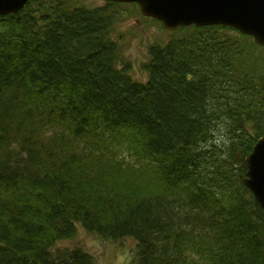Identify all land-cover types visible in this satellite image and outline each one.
Instances as JSON below:
<instances>
[{"label": "trees", "instance_id": "trees-1", "mask_svg": "<svg viewBox=\"0 0 264 264\" xmlns=\"http://www.w3.org/2000/svg\"><path fill=\"white\" fill-rule=\"evenodd\" d=\"M137 11L31 0L0 16V264H97L57 247L78 227L134 240L130 264H264L243 184L264 137V49L180 27L139 82L113 38Z\"/></svg>", "mask_w": 264, "mask_h": 264}, {"label": "water", "instance_id": "water-1", "mask_svg": "<svg viewBox=\"0 0 264 264\" xmlns=\"http://www.w3.org/2000/svg\"><path fill=\"white\" fill-rule=\"evenodd\" d=\"M136 3L140 13L162 23L166 30L210 25L234 28L264 48V0H104ZM30 0H0V16L23 10ZM243 184L264 211V137L245 158Z\"/></svg>", "mask_w": 264, "mask_h": 264}, {"label": "rangeland", "instance_id": "rangeland-1", "mask_svg": "<svg viewBox=\"0 0 264 264\" xmlns=\"http://www.w3.org/2000/svg\"><path fill=\"white\" fill-rule=\"evenodd\" d=\"M92 8L103 5L102 0H82ZM153 21L147 20L139 11L126 17L115 25L114 39L121 42L124 60L130 63L131 77L139 82L147 80L143 65L147 62V50L150 45L164 44L171 33L162 29ZM57 247L70 249L80 247L92 254L97 264H130L136 250L132 239L119 241L102 240L83 228L78 227L76 236L60 242Z\"/></svg>", "mask_w": 264, "mask_h": 264}, {"label": "bare ground", "instance_id": "bare-ground-1", "mask_svg": "<svg viewBox=\"0 0 264 264\" xmlns=\"http://www.w3.org/2000/svg\"><path fill=\"white\" fill-rule=\"evenodd\" d=\"M160 26L162 27L163 30H165V31H167V32H170V33L173 32V31L166 30V29L163 27L162 24H160ZM210 26H216V25H210ZM161 27H160V28H161ZM207 27H208V26H207ZM223 27H224V26H223ZM228 28H229V27H228ZM230 29H234V28H230ZM234 30H235V29H234ZM238 32H239V31H238ZM239 33H240V32H239ZM240 34H241V33H240ZM166 43H167V42H166ZM164 44H165V43H164ZM152 46H153V45H150L149 48L152 47ZM149 48H148V50H149ZM148 50H147V62H148V59H149V51H148ZM147 62H145V63H147ZM143 70L146 72L147 77H148V73H147V71H146L145 69H143ZM259 139H261V138H259ZM259 139H258V141H259ZM258 141H257V142H258ZM257 142H256V143H257ZM252 150H253V148H252ZM252 150H251V152H252ZM251 152H250V153H251ZM246 172H247V171H246ZM245 174H246V173H245ZM244 176H245V175H244ZM243 179H244V178H243ZM247 189H248V188H247Z\"/></svg>", "mask_w": 264, "mask_h": 264}]
</instances>
